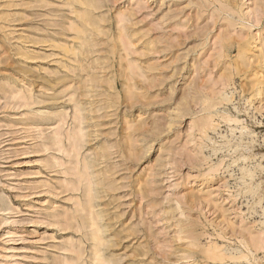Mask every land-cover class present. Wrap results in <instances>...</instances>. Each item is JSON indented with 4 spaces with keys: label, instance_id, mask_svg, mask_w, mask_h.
I'll list each match as a JSON object with an SVG mask.
<instances>
[{
    "label": "rangeland",
    "instance_id": "1",
    "mask_svg": "<svg viewBox=\"0 0 264 264\" xmlns=\"http://www.w3.org/2000/svg\"><path fill=\"white\" fill-rule=\"evenodd\" d=\"M253 242L264 0H0V264H264Z\"/></svg>",
    "mask_w": 264,
    "mask_h": 264
},
{
    "label": "bare ground",
    "instance_id": "2",
    "mask_svg": "<svg viewBox=\"0 0 264 264\" xmlns=\"http://www.w3.org/2000/svg\"><path fill=\"white\" fill-rule=\"evenodd\" d=\"M244 129V128H243ZM245 130V129H244ZM243 159V158H242ZM245 159V158H244ZM245 161V160H244ZM241 173H242V181H243V183H244V185H246L245 187H246V191L245 192H250V193H252V195H253V197L254 196H256L257 194H258V190H259V188L257 187V186H254V185H251L250 187H249V185H248V183H246V181H244V178L246 177H249V179L251 178V180L253 179V177H254V172H251L249 169H247V168H242L241 169ZM244 192V193H245ZM239 194V193H238ZM263 199L260 197V196H258V200L257 201H254V203H253V206L254 205H257L258 206V204H260L261 203V201H262ZM259 224V223H258ZM262 241H263V239H261ZM256 242H258V241H255V243ZM253 246H254V242H253V244H252ZM261 244H259V245H255L254 247H256V249L255 250H252V248L254 249V247H252V246H249V244L248 243H244V247H246L248 250H249V253H250V255H253V256H256V254L259 252V251H262L263 253H264V247L262 246H260ZM252 247V248H251ZM245 259H248V258H246V257H244ZM243 258V259H244Z\"/></svg>",
    "mask_w": 264,
    "mask_h": 264
}]
</instances>
